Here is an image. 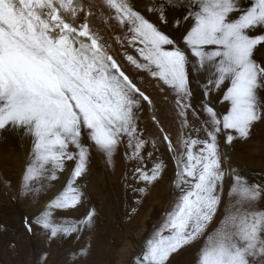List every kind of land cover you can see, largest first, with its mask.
<instances>
[{"label": "snow or ice", "instance_id": "6c2138e0", "mask_svg": "<svg viewBox=\"0 0 264 264\" xmlns=\"http://www.w3.org/2000/svg\"><path fill=\"white\" fill-rule=\"evenodd\" d=\"M101 4L110 11L109 19L126 30L123 39L135 47L139 59L126 54L127 61L174 96L182 129L189 127L190 110L197 115L190 77L208 72L201 82L200 111L206 118L195 129L203 130L205 138L181 133L176 154L169 135L162 136L174 153L173 186L179 195L146 240L142 264H169L174 254L193 245H199L194 264H264V210L255 208L264 199V183H249L235 167L227 173L226 211L206 234L224 196L223 162L228 157H222L218 137L223 134L225 147H230L246 142L253 127L264 123V58L257 59L258 52L264 57V0H155L144 8L154 20L137 10L135 0ZM94 7L92 0H0V132L22 129L31 138L19 195L38 203L69 172L62 187L24 221L29 233L35 225L48 240L73 234L79 238L94 227L95 208L78 219L56 216L86 201V183L81 181L88 174L91 150L111 165L126 143L130 154L125 158L142 162L148 143L138 112L144 102L149 108L154 102L93 30L89 18L96 15ZM177 8L186 15L170 17ZM165 29L180 31V37ZM213 90L222 92L224 114L209 103ZM153 120L159 124L155 116ZM164 170L163 161L150 170L137 166L133 179L144 186H128L143 196ZM88 254L83 247L71 255Z\"/></svg>", "mask_w": 264, "mask_h": 264}, {"label": "rangeland", "instance_id": "374dc122", "mask_svg": "<svg viewBox=\"0 0 264 264\" xmlns=\"http://www.w3.org/2000/svg\"><path fill=\"white\" fill-rule=\"evenodd\" d=\"M150 1L151 3L155 2V0H135V4L137 10H140L150 20H154V16L144 11L145 6ZM92 2L96 5L93 8L96 15L89 18L93 30L103 37L105 43L111 45L115 58L123 66L126 74L154 102V106L151 108L147 106V102H144V107L138 112V125L141 135L148 140L146 148L142 150L143 161L125 158L126 155L130 154L126 151V143L114 155L111 165L107 163L105 156L94 149L91 150L88 174L81 183H87L91 179L92 184L96 186L86 184V201L74 210L57 212L56 216L61 217L63 214L62 216L78 219L86 215L89 209L95 208L97 215L94 227L80 233L79 238L74 234L68 238L48 240L44 232L35 225H33V231L29 233L24 221L26 217L31 219L44 206L45 202L62 187L69 172L65 171L60 179L55 182L54 187L47 194L40 196L38 203H33L29 197H21L18 185L30 150L31 138L24 136L22 129L19 132H0V235L5 238L8 234L9 241H13V248L11 247V249L21 258L20 262L16 264H26L27 259V264H39V262L41 264H52V260L56 256H58L57 261L59 263L54 261L55 264H142L146 252V240L160 226L165 212L172 208L179 195V190L173 186L176 171V163L172 158L174 153L168 151L167 144L163 142L162 136L164 133L169 135L174 147L177 149L176 154L181 151L179 143L181 133L184 137L191 136L197 139H204L206 136L203 130L196 132L195 129L202 128L200 121L206 118L200 111L203 98L201 82L206 81L208 72L205 70L201 74L190 77V88L193 95L191 103L193 108L197 110V115L193 116L190 110L187 117L189 127L182 129L181 119L177 116L174 105V96L171 93L161 91L160 84L155 78H152L150 74L143 70L136 69L127 61L126 54L133 55L137 59H139V56L135 51V47L128 45L127 41L123 39L126 30H121L116 26L114 20L109 19L111 13L106 7L102 6L101 0H92ZM245 3H247V0H245ZM182 13L186 15L183 8H177L170 11L169 14L170 17H175ZM165 31L177 39L180 37V31L174 29H165ZM261 58L264 57L258 53L257 59ZM221 98L222 92L217 93L213 90L211 97H209V103L220 114H224L226 112V102L221 104ZM153 116L156 117L159 124L153 120ZM161 127L163 132L160 131ZM153 140L156 144L155 149L152 146ZM224 140L225 137L221 134L218 137L221 155L222 157L225 155L228 157L223 162V168L226 172L224 196L214 221L207 229V233L212 232L218 226L229 203L227 191L231 177L227 173L230 168H237L241 175L248 178L249 183H264V123H258L253 127L251 137L246 142L236 141L232 146L225 147ZM234 150L239 158L251 155L257 163L247 165L245 162H239L233 154ZM148 152L153 153L152 157L148 156ZM246 152L250 153L247 154ZM160 161L165 164L162 178L149 186L143 196L133 192L129 188V184L136 187L144 186L143 183L133 179L134 168L139 166L145 170H150L155 163ZM37 186L34 185V187ZM56 187L58 189L54 192L53 189ZM137 199L140 200L139 204L136 203ZM133 208L136 209L135 212L132 211ZM255 208L264 210V199H261L255 205ZM2 233H6V235ZM84 240L85 242H83ZM198 246L193 245L174 254L170 258L169 264H194ZM83 247L89 248V254L84 257V261L83 257L79 255L75 256L74 259L71 258L72 253H78ZM4 260L8 264L7 257H4Z\"/></svg>", "mask_w": 264, "mask_h": 264}, {"label": "bare ground", "instance_id": "6f19581e", "mask_svg": "<svg viewBox=\"0 0 264 264\" xmlns=\"http://www.w3.org/2000/svg\"><path fill=\"white\" fill-rule=\"evenodd\" d=\"M150 3H151V1H150ZM259 53V52H258ZM257 53V54H258ZM250 143V142H249ZM250 148V147H249ZM255 150V149H254ZM235 151V150H234ZM247 154H249L248 152H246ZM233 154H235V156L237 157V159H238V161L239 162H245V163H247V165L249 164V165H255V163H257V162H255L256 160H255V158H253L251 155H247V156H243V157H241V158H239V156H238V154L236 153V151L233 153ZM241 155V154H240ZM233 157V156H232ZM260 161V160H259ZM244 163V164H245ZM230 164V163H229ZM225 167V166H224ZM231 182V181H230ZM83 183V182H82ZM87 185L88 184H92V181H91V179H89V182H87L86 183ZM229 184V183H228ZM95 185V184H94ZM94 185L92 184V186L94 187ZM96 186V185H95ZM58 189V187H56L55 189H53L54 190V192L56 191ZM97 194V193H96ZM89 196V195H88ZM93 198V197H92ZM102 198V197H101ZM95 199V198H94ZM260 204V203H259ZM63 215V214H62ZM61 215V216H62ZM58 216H60V215H58ZM78 216V215H77ZM8 223V222H7ZM42 232V231H41ZM94 232V231H93ZM208 232V231H207ZM206 232V233H207ZM25 233V232H24ZM40 233V232H39ZM86 233V232H85ZM209 233H211V232H209ZM3 235H6V233L4 234V233H2ZM26 234V233H25ZM208 234V233H207ZM74 235V234H73ZM1 236V235H0ZM42 236V235H41ZM76 236V235H75ZM2 237V236H1ZM86 237V236H85ZM9 236H8V234L6 235V237L4 238V237H2L1 238V240H0V264H6L5 263V261L6 260H4V257H7V260H8V264H16V263H18V262H20V260H21V258H19L18 257V254H16V252L14 251V250H12L11 249V247H12V242H10L9 241ZM39 238H41V237H39ZM76 238V237H75ZM11 239V238H10ZM74 239V238H73ZM43 240V239H42ZM56 240V239H55ZM87 240V239H86ZM18 241V240H17ZM58 241V240H57ZM72 241V240H71ZM83 242H85V240L83 241ZM87 242V241H86ZM40 243V242H39ZM78 243V242H77ZM81 243H82V241H81ZM15 245V244H14ZM42 245V244H41ZM86 245V244H85ZM16 246V245H15ZM54 246H55V244H54ZM79 246V245H78ZM80 246H81V244H80ZM88 246V245H87ZM13 248V247H12ZM20 248V247H19ZM47 248H48V246H47ZM47 248H45L46 250H47ZM71 248H72V246H71ZM49 249V248H48ZM68 249V248H67ZM76 249V248H75ZM17 250V249H16ZM19 250V249H18ZM41 250V249H40ZM55 250V249H54ZM65 251V250H64ZM78 251V250H77ZM48 252H49V250H48ZM52 252V251H51ZM54 252V251H53ZM57 252H58V250H57ZM16 254V255H15ZM28 254H30V253H28ZM43 254H44V252H43ZM42 254V255H43ZM94 254V253H93ZM14 255V256H13ZM50 255H52V254H50ZM57 255V254H56ZM68 255V254H67ZM12 256V257H11ZM44 256V255H43ZM47 256V255H46ZM23 258V257H22ZM28 258V257H27ZM42 258V257H41ZM52 258H53V256H52ZM61 258V257H60ZM64 258H67V257H64ZM71 258H72V256H71ZM78 258V257H77ZM46 259V258H45ZM63 259V258H62ZM69 259V258H68ZM84 257H83V261H84ZM58 260V256H56L55 258H54V260H52V264H55V262ZM78 260V259H77ZM15 261V262H14ZM32 261V260H31ZM55 261V262H54ZM68 261V260H67ZM66 261V262H67ZM37 262V261H36ZM35 262V263H36ZM48 262V261H47ZM64 262V261H63ZM71 262V261H70ZM26 264L28 263V259L26 260V262H25ZM57 263H59L58 261H57ZM69 263V262H68ZM38 264V263H37ZM39 264H41L40 262H39ZM50 264V263H49ZM65 264V263H64Z\"/></svg>", "mask_w": 264, "mask_h": 264}]
</instances>
